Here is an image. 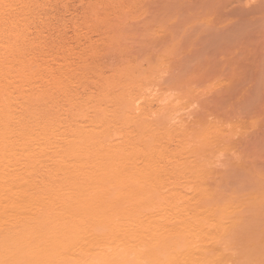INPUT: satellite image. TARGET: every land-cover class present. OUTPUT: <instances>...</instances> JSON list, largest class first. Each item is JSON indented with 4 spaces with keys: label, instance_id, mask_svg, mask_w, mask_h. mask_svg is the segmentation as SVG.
<instances>
[{
    "label": "bare ground",
    "instance_id": "1",
    "mask_svg": "<svg viewBox=\"0 0 264 264\" xmlns=\"http://www.w3.org/2000/svg\"><path fill=\"white\" fill-rule=\"evenodd\" d=\"M3 2L0 264L220 263L215 262L217 254L229 252L233 241L225 242L232 229L230 221L224 229L223 219L236 213L230 202L235 195L224 199L210 186L216 174L207 157L221 131L210 128L202 113L195 121L189 119L192 125L182 119L168 121L170 114L165 118L163 112L166 121L159 110L153 118L150 109L141 108L150 99H139L144 105L138 107V96L132 94L137 88L143 90L137 95H147L143 86L154 80L159 60L177 42L169 39L172 46L166 41L155 62L149 52L144 54V70L140 55L125 60L114 68L115 77L99 75L96 91L81 95L74 88L84 85L88 66L72 69L68 46L25 35V27L18 29L21 8ZM181 85L186 89L187 84ZM173 141L175 149L170 147ZM252 175L264 181L255 170ZM244 195L241 199H248ZM250 197L264 198V187ZM256 202L259 210L263 203Z\"/></svg>",
    "mask_w": 264,
    "mask_h": 264
},
{
    "label": "rangeland",
    "instance_id": "2",
    "mask_svg": "<svg viewBox=\"0 0 264 264\" xmlns=\"http://www.w3.org/2000/svg\"><path fill=\"white\" fill-rule=\"evenodd\" d=\"M0 1L18 10L21 8L23 18L18 29L25 27V35L45 37L55 40V44L68 46V61L72 69L82 64L88 66L89 76L84 85L77 84L74 88L81 95L96 91L93 86L99 75L115 77L114 68L125 60L140 55L138 64L141 70L146 69L144 54L149 52L155 62L165 45L172 43L171 39L176 41L175 46L172 43L175 50H170L159 60L161 65L153 74L154 80L145 85L147 88L143 86L146 97L142 93L140 95L144 97L137 95L136 92L143 91L137 88L132 94L135 92L138 96L137 102H142L139 99L143 98L150 99V103L145 99L149 104H143L145 107L141 105L143 102L136 103L138 107L148 109L146 111L150 109L155 116L153 118H158L159 110L162 111L160 116L163 112L164 117L170 114L168 121L174 123V120L182 119L192 125L189 119L195 121L196 114L202 113L210 128L221 131L211 147L214 152H209L207 157L216 174L210 179V186L224 194V199L229 194L235 195V200L231 195L229 198L235 208L231 211L236 213L229 216L232 222L236 220L233 218L240 220H236V225L234 222V227L229 216L223 219V226L226 223L224 229L229 225L232 229L225 241L230 244L233 240L229 245L232 251L228 246L226 249L229 252H217V259L214 257V260H219L218 264H264V198L252 200L250 197L260 186L264 187V181L252 175V170H255L264 179V5L260 0ZM18 12L14 15L17 16ZM11 19L14 20V17L11 16ZM116 44L120 46L118 51ZM183 83L187 84L186 89L181 85ZM178 86L183 87L184 93ZM188 87L191 91L187 90ZM180 94L186 96L185 99ZM163 102L170 106L171 109L166 106L169 112L163 110L166 108ZM189 112H193V116L187 117ZM177 146L176 141L170 143L172 149ZM260 182L263 186H259ZM187 188H183L185 193H188ZM243 192L244 197L249 194L248 199H241ZM242 201H248V204ZM256 201L263 203L259 204V210ZM201 204L204 203L201 201ZM237 208L241 209L237 211ZM253 209L255 213L260 212L259 216L254 214ZM240 211L239 218L237 213ZM215 233L213 237L217 236ZM247 245L249 247H244ZM222 253L229 254L224 256ZM251 258L259 259L254 262Z\"/></svg>",
    "mask_w": 264,
    "mask_h": 264
},
{
    "label": "snow or ice",
    "instance_id": "3",
    "mask_svg": "<svg viewBox=\"0 0 264 264\" xmlns=\"http://www.w3.org/2000/svg\"><path fill=\"white\" fill-rule=\"evenodd\" d=\"M260 3H261L262 5H264V0H260Z\"/></svg>",
    "mask_w": 264,
    "mask_h": 264
}]
</instances>
